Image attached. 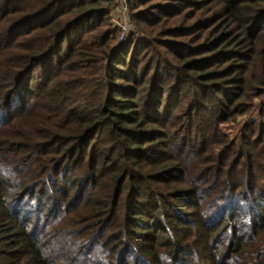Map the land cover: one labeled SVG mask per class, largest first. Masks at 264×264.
I'll return each instance as SVG.
<instances>
[{
	"label": "trees",
	"instance_id": "trees-1",
	"mask_svg": "<svg viewBox=\"0 0 264 264\" xmlns=\"http://www.w3.org/2000/svg\"><path fill=\"white\" fill-rule=\"evenodd\" d=\"M0 0V264H264V0Z\"/></svg>",
	"mask_w": 264,
	"mask_h": 264
},
{
	"label": "built area",
	"instance_id": "built-area-1",
	"mask_svg": "<svg viewBox=\"0 0 264 264\" xmlns=\"http://www.w3.org/2000/svg\"><path fill=\"white\" fill-rule=\"evenodd\" d=\"M131 0H115L116 6L111 13V22L118 29L119 40H126L132 33H138L130 17Z\"/></svg>",
	"mask_w": 264,
	"mask_h": 264
},
{
	"label": "rangeland",
	"instance_id": "rangeland-1",
	"mask_svg": "<svg viewBox=\"0 0 264 264\" xmlns=\"http://www.w3.org/2000/svg\"><path fill=\"white\" fill-rule=\"evenodd\" d=\"M118 39H119V33H118ZM264 103V97L262 99H257L255 102V106L251 112H249L246 115L239 116L235 121L224 124L223 130L228 133L231 137L235 136L240 127L246 123L250 122L252 120H260V109L262 104Z\"/></svg>",
	"mask_w": 264,
	"mask_h": 264
}]
</instances>
